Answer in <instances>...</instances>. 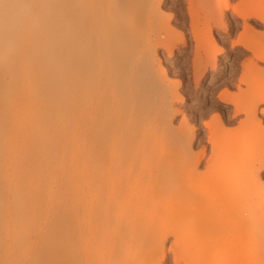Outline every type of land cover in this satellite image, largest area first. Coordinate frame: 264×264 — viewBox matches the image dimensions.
I'll return each mask as SVG.
<instances>
[{
	"label": "rangeland",
	"instance_id": "374dc122",
	"mask_svg": "<svg viewBox=\"0 0 264 264\" xmlns=\"http://www.w3.org/2000/svg\"><path fill=\"white\" fill-rule=\"evenodd\" d=\"M12 1L16 9H22L17 24L12 28L3 26L0 31V264H264V114L259 111L262 119L259 125L244 112L234 115L233 104L219 98L227 89L241 101L258 90L264 94V59H257L246 46L264 44V22L259 24L255 17L245 20L233 10V6L243 4L264 8V0H230L233 6L225 9L222 25L212 27L216 47L223 48V52H217L215 67L205 63L214 48L210 44L208 19L195 16L198 12L203 15V8L207 5V10L211 0H97L94 6L82 2L78 5L80 17L69 29L68 25L61 27L58 21H52L54 24L42 25L37 30H33L25 13L31 7V0ZM218 1L212 0V3ZM95 18L101 19L102 29L110 28L109 35L107 27L103 34L111 36L107 40L112 39L109 51L107 41L106 52L111 54H106L107 57L114 58L117 54L115 58H119L128 49L143 52L138 59L128 58L116 70L113 78L119 84L115 86L113 81L117 80L110 81L114 90L119 85L118 91L126 83L122 88L126 93L122 90L121 93L133 106L125 102L128 107L123 103L119 111L112 112L118 118L122 110L123 116L128 114L127 120L131 119L126 124V118H122L125 127L130 126L122 127L118 130L122 135H116L129 148L124 154L96 153V165L90 166L97 176L94 188L98 196L93 200H87L80 190L82 197L72 202L71 189L61 172L55 170L58 172L52 182L61 192L59 207L50 216L51 220L38 219L37 224L29 227V254L24 256L14 244L11 229L12 216L17 210L14 187L18 184L24 189L28 173L38 158L43 159L46 154L45 144L39 149L42 150L39 157L27 156L25 137L18 129L23 126L25 131L31 130L25 107L28 91L21 74L28 63L27 50L41 32L46 36L45 32L51 30L48 36L53 40L47 41L46 53L55 55V60L43 94L45 103L53 101L48 104L55 102L57 108L45 104L49 108L45 107L47 111L42 114L56 119L48 129V134L58 133L56 145H67L69 136L80 124L79 111L76 112L79 103L89 95L82 92L79 82L80 40L87 34V24ZM125 25L136 27L137 32L125 33ZM62 28L67 35L63 34L65 39L60 36ZM28 31L30 36L25 37ZM83 40L85 44H82L88 47V35ZM115 40H120V45L113 43ZM4 42L9 43L6 49ZM130 44L134 48L128 47ZM124 71L126 82L120 84ZM129 87L136 91L127 92ZM58 105H62L63 114L68 107L76 109L68 127L59 128ZM209 106L215 109L201 115ZM129 107L134 113L127 110ZM259 108L264 110V103ZM217 114L226 121L225 125L217 121ZM154 121L159 122L154 124L161 129H151L155 128L154 124L151 127ZM210 121H214L213 131L222 137L214 157L211 143L207 141L212 130L205 125ZM178 128L184 134L188 150L176 149ZM203 136L206 142L201 143ZM203 150L204 160L196 167L200 172L198 177L191 174L189 154ZM106 168L114 169L117 175L102 179L100 173L107 172ZM211 168L217 170L211 171ZM201 199L206 202L197 208ZM45 207L44 204L42 209ZM203 224L204 232L195 233V228ZM90 225L94 229L89 232ZM72 246L76 248L73 253Z\"/></svg>",
	"mask_w": 264,
	"mask_h": 264
},
{
	"label": "bare ground",
	"instance_id": "6f19581e",
	"mask_svg": "<svg viewBox=\"0 0 264 264\" xmlns=\"http://www.w3.org/2000/svg\"><path fill=\"white\" fill-rule=\"evenodd\" d=\"M95 1H97V0H31V7H28L27 9H25L26 10L25 13H26V15H28L30 17V20H31L30 25L32 26V28H34L33 30H37V29L41 28L40 26H42V25L50 24L52 21H54V22L58 21L60 23L59 25L61 27H63V25H66V26L68 25V29H69V26L71 24H74L73 22L76 23L80 17V15H78V13H79L78 12L79 11L78 5L83 2V3H93L92 5L94 6V4L96 3ZM215 1L216 0H214V2ZM214 2L212 3V0H211L212 5L207 10H206L207 5H206V7L204 6L205 8H203V11H204L203 15H200L199 12L197 14H195V16L199 15V16L206 17L208 19V22H207L209 25L208 29H209V34L211 35V39H212L211 40L212 43L210 42V44L212 45V47L214 46V48L212 50L213 52L211 53V55H207L208 57H206L205 63L210 64L212 67H215V65H216L217 52L218 51L220 52L223 50V48H217L216 47L217 43H216V39L213 37L214 34H213L212 27H213V25L221 26L223 23V20H224V16H226L225 15V11H226L225 9L229 8L230 6H233L230 0H219L218 3L216 2L217 4ZM255 3H257V2H255ZM233 10L237 15L243 17L245 20H247V18H254L255 17L259 20V21H257V22H259V24H261L260 22H264V8L258 6L257 4L255 6L253 4H251V5H249V7H247L244 4L243 5H235V6H233ZM21 11H22V9L18 10L14 7L12 0H0V31H1V28L3 26H9L11 28L15 27ZM203 11H202V13H203ZM215 12H217V15H216L217 17L214 15ZM192 17H194V15H192ZM100 20L101 19H99V18H95L90 23L87 24L88 26H87L86 32H85L87 34H84V36L86 35L85 37H87V35H88L89 46L86 47L83 45V44H85V43H83L84 42L83 39L85 37L80 40L82 42L80 44V54H79L80 55L79 82L83 88L82 92L83 93L89 92V93H87V94H89L87 96L89 98L85 97V99L82 100L81 103H79V107L77 108V111L75 109L76 112L79 111V122H80V124H79V127H77V129H75L76 131L75 132L73 131V134H71L69 136V142H68L69 144H67V145L66 144L60 145V146L56 145L58 138H59L58 133L56 131L55 132L51 131L48 134V132H49L48 129L54 125V122H56L55 121L56 119L53 118L52 115L49 118V116H43V114H42L43 111H47L46 108L48 107V106L47 107L45 106L46 103L44 101L43 89L45 87V84H46L48 77L49 78L51 77L50 74L52 73L51 71L53 70L54 60H55V55H49L48 53H46V52H48L47 51V47H48L47 41L49 42V40H53V38L51 36H48V35H50L49 33L51 32V30L49 33H48V31L45 32L46 36H43L44 32H41L40 36H38L34 39V41L29 45L28 50H27L28 55H29V59H28V63H26L23 66L21 74L23 75V78H25L24 84H25V87L27 88V91H28V100L25 103L26 104L25 107H26V113H27L26 115L28 116V122L31 125V130L28 132L25 131L22 128L23 126H20V127L18 126L19 127L18 129L20 130V133L22 134V136L25 137L24 139L26 142H24V146H25L26 153H28L27 156H29L30 154H36L37 156L40 155L39 153H42V150H39V149H42V147H44L45 144H46V147H45L46 154L44 157L42 156L43 159L41 157L38 158V160L36 161V165H34L35 167L33 168L32 172L28 173V183L26 184L24 189H21L18 186V184H15V187H14L15 191H16L15 206H17L15 208L17 210L15 211L16 213H14L12 216L11 229H12L14 244L17 247V249H19L24 254V256L29 254V253H27L28 252L27 251V247H28L27 234L30 230L29 227L34 226L35 223L37 224L38 219L43 218L44 222L49 220L50 216L52 215L54 210H56L57 205L59 207L60 203L59 204H57V203L59 202L58 196L61 192L58 189L59 187L57 188L56 185L52 182L55 175H56L55 172H58V171L61 172L63 180L65 179V181H66V182L64 181L66 183V186H69L68 188L71 189V194L69 193V195L72 196L71 197L72 202L75 203L82 196L87 198V200H89V199L93 200L94 197L98 196V193L95 191L97 189L94 188L97 186V185L95 186L97 176L95 174L96 171H93V169L90 166L93 163H94L93 165H96L95 164L96 159H97L96 153H98L99 151L100 152L108 151V153L111 152V153H117L118 154V153L123 152V154H124L125 149L129 148V145L128 146L125 145L127 143L124 144V142L121 141L123 138L120 137L121 140H119L120 138L117 140L116 135L118 133V130H120L122 127H125L126 124H129V123H127V121H131V119L127 120L126 116L128 114L127 115L124 114V116H123L124 112L122 110H121L122 112L120 111V113L122 115V116H120L121 118L119 116H118V118H116L118 115V114L116 115V113H114V116L112 115L113 114L112 112L119 111L118 110L119 107H120L119 109H121V105L123 103L127 102L130 105L132 104V103H130V101H126V100H128V99H126V96L124 95L126 92H124V90H122V88H124L126 85V83H125L126 82V79H125L126 78V76H125L126 72L124 71L123 79H121L122 83H120V84L125 83L124 87L120 86L119 91L117 90L119 88V85L117 86V88H115V90L113 89V87H114L112 85L113 82L114 83L116 82L115 86L117 84H119L117 78L115 79V77L113 78V76H114V73L116 72V70H118V69L120 70V68H122L123 63L127 62L126 60H128V58H131V57L134 58V56H135V58H137V56L139 58V55H141L143 52L140 54V52L142 50L128 49L129 51L125 50L124 53L122 54V56H119V58H115L117 56V54H116V56H114V58L109 57V55L111 56L110 52H108L109 55L107 57L106 54H108V53L106 52V49L111 46V42H112V39L110 41H109V39L108 40L106 39L107 37H111V36H108L110 28L107 26H106L107 28L105 27L108 30V32H106L108 35L106 34V37H104L103 34L105 33L104 31H106V30L104 27L102 29V25L99 23ZM193 20H195V19L193 18ZM211 21H213V23ZM54 22H52V23L54 24ZM55 24H58V23H55ZM132 25H134V24H132ZM132 25L131 26L125 25L126 26L125 33L128 32L127 34H129L130 32L137 30V29H135L136 27H132ZM246 26H247V23H246L245 27ZM83 27H85V26H83ZM72 29H70V30H72ZM78 30H80V29H78ZM66 31H68V30L66 29ZM63 34H64V29L61 31L60 36L62 39L63 38L65 39L66 37L63 36ZM64 35H66V33ZM68 35H71V34H68ZM24 36L25 37L30 36V32L29 31L26 32L24 34ZM112 38H113V36H112ZM118 39H120V38L118 37ZM126 39H125V41H126ZM105 41L106 42L108 41L110 43L108 44V42L106 43ZM113 43L117 44V46H118V44L120 45V40H115V41H113ZM123 43H124V41H123ZM2 44H4L3 48H5V49L7 48L6 45H9V43L7 44V42H4ZM107 44H108V46H107ZM251 44L252 45H250V43H249V45L247 44L246 45L247 48L252 49V51L254 52V55L257 57V59H259V60L264 59V44H261V43H256V44L251 43ZM106 46H107V48H106ZM113 46H115V45H113ZM129 46L132 47L131 44L128 45V47ZM132 48H134V46ZM137 48H139V46ZM109 50L110 49L108 48V51ZM43 53L46 55H43ZM140 57L142 58V56H140ZM129 60L131 61V59H129ZM133 62H134V59H133ZM143 62H140V63L142 64ZM202 63L204 64V61L201 62V65H202ZM138 64H139V62H138ZM141 64H140V67H141ZM251 64H252V61H251ZM256 64H253V65H256ZM133 65L135 66V64H133ZM134 68H136V67H134ZM128 70H129V68H128ZM130 71H131V67H130ZM132 71H134V70H132ZM128 73H129V71H128ZM122 74L123 73H121V75ZM129 76H130V74H128V77ZM52 77L54 78V76H52ZM135 77H136V74H135ZM142 77H144V76H142ZM243 78L244 77L241 76L240 79L243 80ZM113 79L117 80V81L110 82ZM137 79H138V77H137ZM139 81H141V80H139ZM249 81L250 80H248V82ZM240 82H241V80H240ZM127 84H131V82H129V83L127 82ZM138 84H141V83H138ZM138 84H136V85H138ZM127 88L128 87H126V89ZM131 89L129 87V91H127V92H133V91L135 92L136 91V89L135 90L132 89V91H130ZM87 90H89V91H87ZM121 90L123 91L124 94L121 93ZM255 91H257V90H255ZM258 91L254 92L248 96H245V100L241 101V99H236L227 89L219 95V98L222 102H231L233 104V106H234L233 114L234 115L241 113V112H244L247 115V117L249 118V120H252L254 122L257 121L260 125L262 123V119L259 117V113H260L259 111H261V113L264 114V110L263 109L260 110L259 104L264 103V94H262L261 92H258ZM136 98H138V97H136ZM139 98H140V96H139ZM142 98H140V99H142ZM136 100H138V99H136ZM52 102L53 101H51L50 103L48 102V103L51 104ZM48 103L46 105H49ZM127 103H125L126 104L125 106L128 105ZM52 105H53V107L56 106V108H57V103L54 102ZM52 105L51 106L49 105L50 108L52 107ZM134 105H136V104H134ZM148 105H149V103H148ZM61 106L62 105H58V109H60V113L58 112L59 115L57 117V118H59V119H57L58 125L60 126L59 128L66 127L68 124H71L70 122L72 120V115L76 113L75 111H73V109L69 110L70 108L68 107L66 109L67 111L65 112V114H63V113H61L63 111L61 109L62 108ZM137 106H139V105H137ZM142 107L140 109H142ZM132 108H133V106H132ZM132 108L130 109V107H129L127 110H129V109L132 110ZM78 109H80V110H78ZM134 109H135V107H134ZM214 109L215 108L209 106L208 109L201 112V115H206L207 112H210L211 110L213 111ZM127 113H129V115H130L134 112L132 110V113H130L128 111H127ZM136 113H137V111H136ZM115 115H116V117H115ZM132 116H133V114H132ZM132 116H130V117L132 118ZM24 117H25V114H24ZM24 117H22V118H24ZM74 117H75V115H74ZM229 117H231V114H229ZM122 118H124V119L126 118V121H125L126 124H124L125 122L123 121ZM134 118H136V117H134ZM216 118H217V121H219V123L221 125L226 124L225 123L226 121H224V119H222V116L220 114H217ZM18 121H20V120L18 119ZM158 121H160V120H158ZM158 121H157V123H156V121H154L152 123L151 127L153 126L154 123L159 124ZM164 122L165 121L163 120V124H164ZM132 123H133V121H132ZM16 124H18V122ZM123 124H124V126H123ZM160 124H161V122H160ZM165 124H166V122H165ZM205 125L207 126V128L212 130V131L210 130L211 131L210 135L207 136V141L211 143L212 151H213L212 157H214L216 154L217 145L221 141L220 139H222V137L220 138V136L217 134V132L215 133L213 131L214 121L206 122ZM128 126H130V125H128ZM128 126H126V127H128ZM154 126H155V124H154ZM157 127L159 129H161L160 125H157ZM157 127L155 126L156 129L154 127L151 129L156 131ZM161 127H162V125H161ZM148 129L151 130L150 127ZM120 131H119V133H120ZM46 135L48 136L47 140L44 139V136H46ZM119 135H122V134H119ZM183 135L184 134H183L181 129H179V128H178V130L176 129V139H177L176 149H178V151L189 149L188 145H185V143H184V139H183L184 136ZM204 138H205L204 136L201 138V140H200L201 143L206 142V141H204L205 140ZM128 141H129V139H128ZM178 151H176V152H178ZM95 154H96V157H95ZM204 156H205V150H203L202 152H200L198 154H192V153L189 154L190 158H189L188 162H190V169L192 172L191 174L199 177L200 172L196 171V169H197L196 167L202 163V161L204 160ZM22 158L20 157L19 162L23 161ZM220 158H224V157L222 156ZM130 161H132V160H130ZM127 164H128V162H127ZM129 164H130V162H129ZM110 165H112V164H110ZM67 166L69 168H67ZM130 166H131V164H130ZM110 168H111V166H110ZM124 168H126V165ZM214 168H211L210 170L211 171L217 170ZM108 169H109V167H108ZM108 169L106 168V170H108ZM116 169H118V168H116ZM55 170H58V171H55ZM114 171H115L114 169H110L107 172L105 171L106 174H105V172L100 173V174H103L101 176L102 179L103 178L106 179L107 177H110L112 174H114V176L117 175V174H115V172H117V171H115V172ZM219 172L216 174H219ZM73 175H75V177H73ZM204 175H203V177H205ZM214 175H215V173H214ZM259 175H260V173H258V177H259ZM182 176H183V174H182ZM39 177H41V178H39ZM71 177H73L74 179L76 178V180H74V182H73V178H71ZM180 178H181V176H180ZM39 179H41L42 182H40ZM258 180H259V178H258ZM99 181H100V179H99ZM41 185H42V187H41ZM45 185H47V186H45ZM79 186H81L80 189H79ZM44 187H45V189H44ZM68 188H67V190H69ZM42 190L44 191V193ZM80 190H81V194L83 193L82 196H80ZM248 192H250V191H248ZM251 193H252V190H251ZM252 195H253V193H252ZM44 196L47 200L44 198ZM44 200L47 201V204L44 202ZM204 202H206V201H202V199L199 200V203H197V208L203 206ZM43 203L47 207V208L45 207V210L42 209V208H44ZM89 203H90L89 206H92L91 202H89ZM42 204H43V207H42ZM40 207L42 209V212L40 211ZM195 207H196V204H195ZM89 209L92 210V208H89ZM67 210L68 209H66V211ZM184 215H185V213H184ZM91 225H92V223H91ZM91 225L88 226L89 228L87 231H89V232L92 231V228H93ZM48 227H49V225H48ZM205 229H206V226L204 224L198 225L195 228V231H196L195 233L201 235V233H203ZM202 235H204V234H202ZM70 248H72V251L70 249L71 253H73V251L74 252L76 251L75 250L76 248L74 246H72Z\"/></svg>",
	"mask_w": 264,
	"mask_h": 264
}]
</instances>
